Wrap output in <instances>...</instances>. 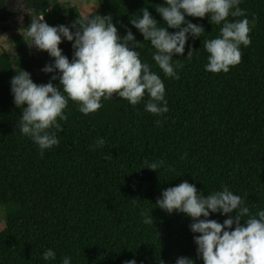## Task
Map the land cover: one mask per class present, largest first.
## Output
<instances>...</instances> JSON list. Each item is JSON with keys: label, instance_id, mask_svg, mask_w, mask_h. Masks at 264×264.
<instances>
[{"label": "trees", "instance_id": "1", "mask_svg": "<svg viewBox=\"0 0 264 264\" xmlns=\"http://www.w3.org/2000/svg\"><path fill=\"white\" fill-rule=\"evenodd\" d=\"M25 2L21 31H11L16 55L0 50V264H61L64 256L72 264H124L133 258L137 264H175L180 256L203 264L191 218L155 205L163 189L185 180L205 196L227 186L251 215L264 210V0H241L244 16L228 17L249 20L251 43L240 46L241 62L227 73L205 70L204 42L219 36L222 24H211L208 14L186 16L205 32L189 38L183 56L174 55L173 64L183 65L176 69L179 79L164 76L153 60L154 47L129 22L147 8L166 27L156 12L164 0H97L99 7L86 14L77 5L62 8L58 0ZM40 13L53 26L111 15L120 35L125 26L131 29L141 61L164 82L168 112L146 111L147 94L135 106L115 94L102 98L103 107L88 115L69 100L59 144L41 155L17 127L22 109L10 92V79L22 70L36 83L52 75L41 68L54 58L32 50L26 37L31 16ZM59 47L71 60V42ZM52 83L63 92L58 80ZM101 138L105 144L95 147ZM159 160L165 164L157 171L144 167ZM142 212L153 216V224L143 223ZM209 218L222 223L227 215ZM49 248L56 259L46 262L41 254Z\"/></svg>", "mask_w": 264, "mask_h": 264}, {"label": "clouds", "instance_id": "2", "mask_svg": "<svg viewBox=\"0 0 264 264\" xmlns=\"http://www.w3.org/2000/svg\"><path fill=\"white\" fill-rule=\"evenodd\" d=\"M240 3L241 0H164L166 6L156 8V12L166 27H160L147 8L129 22L142 34L143 40L154 47L153 60L164 76L179 79L176 69L183 65L173 64L174 55L183 56L189 38H201L205 32L202 24L193 23L186 16L204 18L208 14L211 24H222V27L219 36L204 42L209 54L205 70L227 73L230 66L241 62L240 46L247 47L251 43L249 20L246 17L239 21L228 20L229 16H244ZM169 28L177 31L169 32ZM125 29L126 34L120 35L111 15H85L71 25L54 26L44 20L43 13L31 16L26 32L28 44L54 58L41 68L43 73L52 75L47 83H36L30 72H16L10 79V92L13 103L22 109L17 127L22 135L38 145L41 155L59 144L57 133L63 131L60 121L67 120L64 110L69 100L77 102L79 111L88 115L103 107L102 98L110 100L115 94L135 106L147 94L146 111L157 116L168 112L163 80L150 70L148 63L141 61L136 50L141 45L131 29L127 26ZM63 41L71 42V60L59 47ZM191 50L186 55L189 59ZM54 80L63 86V92L54 86ZM104 144L101 138L95 147ZM164 164L163 160L146 161L144 167L157 171ZM155 205L169 215L175 211L191 218L189 229L194 234L199 233L193 240L203 264H264V210L251 215L241 196L227 186L205 196L185 180L163 189ZM233 212L235 216L231 215ZM217 213L227 218L222 223L209 218ZM141 215L143 223L153 224L151 214L142 212ZM245 216L247 220L243 219ZM41 259L54 261L56 252L46 249ZM61 264H72V257L64 256ZM124 264H137V260L133 258ZM175 264H195V261L180 256Z\"/></svg>", "mask_w": 264, "mask_h": 264}, {"label": "rangeland", "instance_id": "3", "mask_svg": "<svg viewBox=\"0 0 264 264\" xmlns=\"http://www.w3.org/2000/svg\"><path fill=\"white\" fill-rule=\"evenodd\" d=\"M62 8L70 7L77 5L82 12V14H86L94 9L99 7L97 0H58ZM53 4V3H52ZM16 23L13 27H11V31H21V29H17L16 26L21 22V19H16ZM11 31L10 32H0V50L4 48L10 56H15L16 52L14 49V43L11 38ZM33 50L34 47L30 46ZM4 218V211L0 209V223H3Z\"/></svg>", "mask_w": 264, "mask_h": 264}, {"label": "flooded vegetation", "instance_id": "4", "mask_svg": "<svg viewBox=\"0 0 264 264\" xmlns=\"http://www.w3.org/2000/svg\"><path fill=\"white\" fill-rule=\"evenodd\" d=\"M25 5V0H0V32L5 28H9L11 31L16 19H21V22L16 26L17 29L24 24L27 13Z\"/></svg>", "mask_w": 264, "mask_h": 264}]
</instances>
